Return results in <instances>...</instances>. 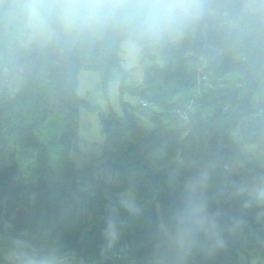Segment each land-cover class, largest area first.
I'll use <instances>...</instances> for the list:
<instances>
[{
	"label": "trees",
	"instance_id": "obj_1",
	"mask_svg": "<svg viewBox=\"0 0 264 264\" xmlns=\"http://www.w3.org/2000/svg\"><path fill=\"white\" fill-rule=\"evenodd\" d=\"M13 3L0 0V258L24 240L62 247L72 264H147L152 225L190 176L211 167L217 191L228 181L264 174V167L243 154L247 144L264 149V97L254 106L264 91V0H199V18L179 34L136 43L139 62L148 66L143 83L135 87L127 83L131 69L122 65L123 43L134 38L119 26L78 37L58 52L5 54L1 44L10 32ZM21 17L26 42L30 29L24 12ZM14 60L22 71H15ZM113 68L121 71V111L111 103ZM83 69L105 71L104 112L78 95ZM16 75L23 83L12 92L8 84ZM127 90L137 103L124 99ZM83 109L97 114L105 136L99 160L117 176V185L93 175L91 184L84 181L85 168L75 163L72 150L80 139ZM54 116L65 123L58 144L67 183L58 194L49 181L52 152L40 140ZM20 148L36 158L30 176L17 162L8 164ZM127 191L135 194L144 214L127 218L121 209L127 223L119 243L107 249L106 206ZM220 206L228 212L239 209L238 202L226 199ZM247 219L244 231L206 264H241L243 257L250 264L255 255L264 257V224H257L253 213Z\"/></svg>",
	"mask_w": 264,
	"mask_h": 264
},
{
	"label": "clouds",
	"instance_id": "obj_2",
	"mask_svg": "<svg viewBox=\"0 0 264 264\" xmlns=\"http://www.w3.org/2000/svg\"><path fill=\"white\" fill-rule=\"evenodd\" d=\"M28 26L41 40L55 35L75 38L119 26L133 43L159 41L179 34L199 18V0H29L24 6ZM213 169L205 167L190 176L182 190L152 225L151 253L147 264H206L228 246L230 238L248 226L253 213L264 224V174L228 181L212 190ZM221 199L236 201L228 212ZM103 236L107 249L119 243L127 218L144 214L135 194H119L109 203ZM127 213L122 218L120 210ZM73 257L60 246H34L18 240L0 264H72Z\"/></svg>",
	"mask_w": 264,
	"mask_h": 264
},
{
	"label": "rangeland",
	"instance_id": "obj_3",
	"mask_svg": "<svg viewBox=\"0 0 264 264\" xmlns=\"http://www.w3.org/2000/svg\"><path fill=\"white\" fill-rule=\"evenodd\" d=\"M24 0H14L12 9L9 14V33L3 38L2 50H5V54L15 56L18 52L24 51H43V54H46L44 51H57L60 48H64L70 44L74 45L78 41V37L69 38L62 35H55L50 39L41 40L29 27L30 32L27 35V41H23L25 36V25L21 14L24 12ZM124 48V58L122 65L124 68L131 69V77L127 82L132 87L134 85H140L143 83L146 76V67L148 64H141L139 62L140 57V47L133 43V41H126L123 43ZM58 52V51H57ZM1 55V51H0ZM60 60L57 61V63ZM14 65H16V60H14ZM56 63V62H55ZM149 65H151L149 63ZM24 67L15 66V71L20 72ZM111 80H110V92H111V103L114 108L118 111L122 110L120 104V96L122 95L120 91V77L121 71L117 68H113L110 71ZM105 76V71H92L83 69L78 75L79 87L78 95L80 97L86 98L91 103L99 105L102 107L104 112L107 108V103L103 97L102 91V81ZM22 80L19 75H16L13 78V82H9L8 86L12 92H16L20 89L22 85ZM1 87V83H0ZM135 87V86H134ZM263 87L261 88V90ZM257 94V99L254 101V106L257 108L262 104V97H264V91ZM135 97L130 93V91H125L124 99L137 103ZM97 114H90L84 109L81 112V123L78 130L80 139L76 145V148L72 150V156L75 160V163L79 167L85 168L83 180L90 183V175H93L96 179L104 178L105 181L112 185H117L119 183L118 178L111 171H107L102 166V162L99 158L103 152V145L105 136L101 133V128L99 125ZM65 130V123L60 116H54L49 120V123L46 125L44 131L40 136V140L43 143H46L51 152H52V171L49 175V181L51 185L56 190V193L66 186L67 175L63 166V157H62V147L58 144V141ZM17 155L14 160H8V164L12 165L14 162H17L20 166V171L23 175L28 174L32 175L34 169H36V158L28 155L29 152L24 148L17 150ZM244 156L248 160H252L260 167H264V149H260L258 146H252L247 144L243 150ZM229 203V202H228ZM241 264H248L246 257L241 259ZM250 264H264V257L253 256L250 260Z\"/></svg>",
	"mask_w": 264,
	"mask_h": 264
},
{
	"label": "built area",
	"instance_id": "obj_4",
	"mask_svg": "<svg viewBox=\"0 0 264 264\" xmlns=\"http://www.w3.org/2000/svg\"><path fill=\"white\" fill-rule=\"evenodd\" d=\"M201 74H202L201 75L202 76V79L201 80L206 81L208 79L207 78V74L204 71H202ZM178 112L181 114V117H184L185 119H188V117L185 115V112L184 111L179 110Z\"/></svg>",
	"mask_w": 264,
	"mask_h": 264
}]
</instances>
